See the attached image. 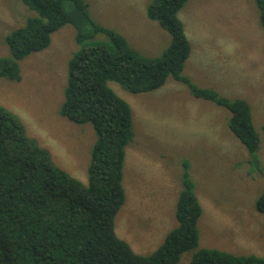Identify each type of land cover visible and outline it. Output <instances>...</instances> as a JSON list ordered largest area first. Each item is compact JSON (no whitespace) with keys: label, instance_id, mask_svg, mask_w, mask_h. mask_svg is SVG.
Returning <instances> with one entry per match:
<instances>
[{"label":"rangeland","instance_id":"374dc122","mask_svg":"<svg viewBox=\"0 0 264 264\" xmlns=\"http://www.w3.org/2000/svg\"><path fill=\"white\" fill-rule=\"evenodd\" d=\"M96 24L124 37L139 55L162 57L169 32L148 18L154 0H84ZM36 12L20 0H0V58L11 56L5 38ZM191 54L182 76L222 98L245 100L260 136V166L229 128V110L192 95L169 78L141 94L109 81L133 113V141L125 151L126 201L115 220L117 236L139 256H150L178 227L177 202L188 175L202 207L199 246L178 264H190L200 249L238 257L264 258V215L256 209L264 194V28L255 0H189L179 12ZM95 42L108 41L98 34ZM81 46L68 24L50 46L19 62L18 81L0 78V106L16 115L27 137L46 149L54 164L83 184L97 135L91 124L60 115L70 61Z\"/></svg>","mask_w":264,"mask_h":264},{"label":"trees","instance_id":"16d2710c","mask_svg":"<svg viewBox=\"0 0 264 264\" xmlns=\"http://www.w3.org/2000/svg\"><path fill=\"white\" fill-rule=\"evenodd\" d=\"M20 1L37 15L6 36L11 56L0 58V78L20 80L19 62L47 49L56 31L73 25L81 49L70 61L59 113L74 124H91L97 141L85 185L56 166L27 137L21 120L0 106V264H178L199 246L203 214L188 175L177 202L178 227L152 255H137L116 234L115 220L126 201L123 170L134 138L133 113L108 82L133 94L156 91L169 78L184 83L195 97L229 110L230 130L246 147L251 165L260 166V136L249 103L222 98L182 76L191 44L178 15L189 0H154L149 6L148 18L172 37L156 59L142 57L119 33L96 24L84 0ZM255 2L264 28V0ZM101 33L108 41L95 42ZM256 209L264 215V194ZM190 264H264V258L200 249Z\"/></svg>","mask_w":264,"mask_h":264}]
</instances>
